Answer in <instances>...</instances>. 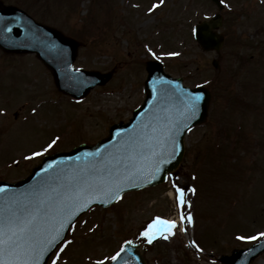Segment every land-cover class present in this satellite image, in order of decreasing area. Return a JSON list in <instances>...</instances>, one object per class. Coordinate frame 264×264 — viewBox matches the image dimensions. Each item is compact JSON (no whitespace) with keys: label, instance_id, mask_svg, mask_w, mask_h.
Listing matches in <instances>:
<instances>
[{"label":"rangeland","instance_id":"1","mask_svg":"<svg viewBox=\"0 0 264 264\" xmlns=\"http://www.w3.org/2000/svg\"><path fill=\"white\" fill-rule=\"evenodd\" d=\"M4 1L84 41L75 66L116 71L83 101L70 102L35 55L0 50V179H21L44 154L94 143L112 123L127 121L145 98V60L161 59L187 85L213 92L207 121L186 135L177 173L109 208L89 210L48 264L57 254V264H106L126 239L148 246L149 264H224L222 254L263 236L264 0H222L220 55L193 36L195 24L219 10L211 0ZM177 184L185 189L183 206ZM156 217L177 224L169 231L157 222L150 242L141 233ZM253 264H264V253Z\"/></svg>","mask_w":264,"mask_h":264},{"label":"water","instance_id":"2","mask_svg":"<svg viewBox=\"0 0 264 264\" xmlns=\"http://www.w3.org/2000/svg\"><path fill=\"white\" fill-rule=\"evenodd\" d=\"M220 24L221 16L215 15L196 26V39L204 49L220 50L224 34L215 30ZM80 45L83 42L0 0V48L8 53H36L51 70L58 90L77 99L86 97L96 85H105L113 75V71L75 68ZM213 63L218 66L216 60ZM147 70L145 100L128 122L112 124L109 135L95 144L83 143L44 156L24 179L0 180V217L6 223L16 222L17 217L33 220V231L20 240V246L46 249L36 264L48 263L69 229L91 207H109L127 192L163 183L183 160L186 133L207 119L209 89L186 86L182 77L165 72L164 64L156 60L147 63ZM195 94L201 96L193 101ZM126 241L131 243L124 242L123 251L108 264H147L145 249ZM263 252L264 237L222 255L221 261L251 264ZM3 259L15 257L9 252Z\"/></svg>","mask_w":264,"mask_h":264},{"label":"snow or ice","instance_id":"3","mask_svg":"<svg viewBox=\"0 0 264 264\" xmlns=\"http://www.w3.org/2000/svg\"><path fill=\"white\" fill-rule=\"evenodd\" d=\"M163 0H160V3H162ZM157 5H153V7H156ZM152 9H149L151 11ZM169 55H178V53H169ZM201 94H195L193 96V101L199 100ZM35 111V109H33ZM58 139V138H57ZM56 141L53 140L51 144L48 145V147H52V144H55ZM40 153H33V155H39ZM177 190V201L180 206H183L186 201L184 199V191L185 189L180 187L178 184L176 185ZM192 191H195V189H192ZM114 198H118L114 195ZM87 207V204L84 205ZM19 212V210H17ZM22 215V213H21ZM188 219L191 220V215L188 214L185 216L184 213H181V219ZM160 223L162 226L167 225L168 230L170 231L176 224L177 221L175 220H167L163 219L161 217H156L155 221L148 225L147 228L141 233V235L149 237L150 242L151 238L155 236V232L159 231L158 228H156V223ZM33 220H20L19 217H17L16 222H12L11 220L7 223L4 221L3 217H0V264H36V260L38 259L39 255H43L45 248L37 249L35 247L23 249L20 246V240L31 233L33 231ZM61 227H63V224H61ZM261 235H264V233H261ZM59 236V232L56 233V236H54L52 239H56V237ZM253 237H248V239H252ZM241 239H245V237H241ZM47 243L51 244L52 241L49 240ZM62 244H68L70 243L67 240L61 241ZM126 244H130V241H125ZM195 243V241H193ZM63 251V249H61ZM123 251V249H121ZM9 252L12 253V255L15 257V259L11 261H5L3 257L7 255ZM119 253H117V256ZM21 256H30L32 259H20ZM117 256L111 257V259L115 260ZM59 260V254H57L52 259V264H57V261Z\"/></svg>","mask_w":264,"mask_h":264},{"label":"flooded vegetation","instance_id":"4","mask_svg":"<svg viewBox=\"0 0 264 264\" xmlns=\"http://www.w3.org/2000/svg\"><path fill=\"white\" fill-rule=\"evenodd\" d=\"M150 59H153V58H150ZM150 59H148V60H150ZM148 60H145V70H146V63H147V61ZM115 68V67H114ZM147 73V72H146ZM60 94H62V93H60ZM63 96H66V95H64V94H62ZM59 150V149H58Z\"/></svg>","mask_w":264,"mask_h":264},{"label":"bare ground","instance_id":"5","mask_svg":"<svg viewBox=\"0 0 264 264\" xmlns=\"http://www.w3.org/2000/svg\"><path fill=\"white\" fill-rule=\"evenodd\" d=\"M187 239L189 240L190 239V235L187 234Z\"/></svg>","mask_w":264,"mask_h":264}]
</instances>
